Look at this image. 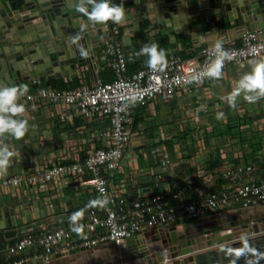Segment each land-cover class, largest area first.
I'll return each mask as SVG.
<instances>
[{
  "label": "built area",
  "instance_id": "2783aa9c",
  "mask_svg": "<svg viewBox=\"0 0 264 264\" xmlns=\"http://www.w3.org/2000/svg\"><path fill=\"white\" fill-rule=\"evenodd\" d=\"M104 28L102 46L112 80L98 78L90 85L83 81L77 88L63 90L41 86L22 95L35 103L58 105L59 122H73L77 118L106 122L99 130H93L99 143L87 149L83 160L31 165L0 179L2 194L27 187L31 194L45 193L48 199L53 186L58 187V195L62 197L65 187L76 184L93 191L95 200L73 212L64 227L49 228L46 223L40 225V230H22L19 239L1 249L5 257L0 264H38L76 255L83 260L91 255L98 263L108 259L107 264H126L144 254L126 257L125 247L132 242L139 248L142 240L148 245L165 243V233H170L172 227L185 225L176 223L178 220L195 218L210 222L211 217L217 219L222 213L237 211L232 206L238 202L243 211L264 208V178L259 181L251 174L257 163L264 168L260 157L237 166L223 164L203 169L195 165L182 179H177L173 167L184 162L186 148L180 145L173 148L177 161L172 163L166 144L162 141L146 147L144 132L134 125L137 108L146 107L160 97L171 98L183 91L191 93L195 87L202 86L209 77L207 69L216 60V44L200 46L190 58L175 56L130 72L119 25L106 24ZM223 48L231 59L225 60L221 69L233 65L241 70L249 62L264 60V25L241 30L223 41ZM186 105L189 107L182 109L193 120L188 122H199L208 109L205 102L195 107ZM257 110H253L255 114H259ZM217 175L230 180L233 186L195 197L198 190L195 182L210 183ZM142 177L151 182L147 187L141 184L140 190L138 179ZM29 251L30 255H23ZM155 252H160L163 260L171 253L167 248H157Z\"/></svg>",
  "mask_w": 264,
  "mask_h": 264
},
{
  "label": "crops",
  "instance_id": "0c3cea01",
  "mask_svg": "<svg viewBox=\"0 0 264 264\" xmlns=\"http://www.w3.org/2000/svg\"><path fill=\"white\" fill-rule=\"evenodd\" d=\"M262 13L264 15V12ZM200 20L199 18L190 20L191 23L200 26V30L196 35L193 34L195 32L190 30V27L187 28L188 31L184 30L175 35L163 33L161 29L154 33L153 30L150 31L145 28L140 29L139 34L134 33L127 37L125 30L121 28V24L125 23L123 19L117 25L120 27V38L127 53L126 59L129 71L133 72L138 68L148 67L157 61L164 62L175 56L185 59L190 58L198 51L200 46L226 41L245 29L242 26L243 22H240L241 26L237 27L230 22L226 14L224 16H207L206 23ZM133 21L136 20L133 19ZM221 23L223 24L221 25ZM108 24L113 23L109 22ZM249 24L251 27L263 26L264 17H254ZM99 29L84 31L86 44L83 42V49L80 47L81 61L71 59L68 61L69 65H66L67 67L52 66L53 71L45 75L44 82L37 79L33 80V78L26 79L19 75L13 79V85L7 83V86H17L26 89L27 92H34L41 86L63 90L77 88L83 81L90 85L98 78L103 81L112 80L113 74L107 63L108 58L103 51L102 35L99 34ZM149 48L152 50L151 56L147 52ZM71 52H75L72 46ZM67 68L69 69L67 70ZM251 70L252 62L245 64L241 70L230 65L220 70V78L208 77L202 86L195 87L191 93L183 91L171 98L160 97L151 101L148 106L136 109L134 125L135 128L144 132L146 147L163 141L168 148V155L172 163L177 161L173 148L176 145L186 148L188 153L184 162L173 167L177 179H182L183 174L185 175L187 170L190 172L195 165H199L203 169H212L223 164L231 166L245 165L250 161H255L257 157L264 160V103L262 98L256 103H248L242 93L237 97L234 106L229 99L236 82L243 74ZM67 72H70V74L64 75ZM201 102L207 104V112L200 116L199 122H188L193 120L186 117L187 112H184L182 108L187 106L188 103L195 107ZM18 103L22 104L25 110L16 119L27 121V131L20 139L8 134L0 136V148L7 147L13 153L7 171L0 172V179L23 171L31 165L49 166L53 162L66 163L74 159L83 160L87 149L93 143H99L93 136V130L97 131L107 124L96 119L87 122L79 118L73 122H59L57 120L60 112L58 105L48 102L35 103L24 96L19 97ZM253 110H257L259 114H255ZM188 115H191L189 111ZM189 125L192 128H188ZM155 160L153 159V161ZM251 174L260 181L264 178V168L260 163H257ZM217 176L210 183L197 180L195 186L198 190L195 197H202L204 193L233 186L230 180ZM138 181L140 190L142 189L141 184L147 187L151 182L150 179L145 177L138 179ZM57 188V186H53V189L48 192L51 195L48 199H45V193L31 194L30 189L27 187L19 189L16 193L2 194L0 192V224L2 225L0 226V260L5 257V252L1 249L6 244L19 239L23 234H21L22 230L25 232L35 231L36 228L40 230L41 224L38 223L42 220L45 221L44 224L49 225V228L52 226L64 227L69 223V216L73 212L87 203H93L95 200L93 191L84 187L79 188L76 184L65 187L62 197L58 195ZM250 210L241 213H237L238 210L237 212L232 210L229 213L235 212V214L225 217L224 222L229 223L248 220V228L246 229L239 228L237 231H233V228L229 229L230 241L264 233L259 229L260 224H264V208L258 207ZM259 217H262L263 220L259 223L258 232H251V227L255 225L252 223L253 219ZM222 219L223 217L219 216L214 221H220L219 224L222 226L224 225ZM14 220L17 224L13 223ZM207 223L209 222L204 220L200 221L196 227H193V224L190 227L186 225L182 228L172 227V231L164 235L166 239L168 237L166 242H175L164 248L170 249L173 247L174 250H178V246L180 247L183 244V247L197 244L198 231H202L204 227H207L205 225ZM212 227L209 226L205 231L211 230ZM190 229L195 233L190 232ZM164 232H168V230ZM244 232L247 234L245 233V235ZM173 233L175 235H172ZM207 236L206 238H208ZM195 240L196 243L193 244ZM191 241L192 243H190ZM178 242L182 244L177 245ZM215 246H217V243L212 246H205L201 252ZM131 251L133 249L126 247L127 256ZM30 254V251L23 253V255ZM170 254L165 257L161 264L176 260V258H170ZM148 255L157 256V252ZM73 257L76 259H56L51 264H100L109 261L105 259L98 263V260L91 257V255L84 260L77 255ZM142 259H145V257L142 256ZM140 263L139 259H136L132 264ZM154 263H156L155 259L149 262V264Z\"/></svg>",
  "mask_w": 264,
  "mask_h": 264
},
{
  "label": "water",
  "instance_id": "95a60500",
  "mask_svg": "<svg viewBox=\"0 0 264 264\" xmlns=\"http://www.w3.org/2000/svg\"><path fill=\"white\" fill-rule=\"evenodd\" d=\"M111 2L124 9L125 23L121 24V28L125 30L127 37L130 34H139V30L145 28L153 30L154 33L161 29L163 33L175 35L184 30L188 31L187 28L190 27L196 35L200 26L191 23L190 20L199 18L206 23L207 16L225 14L237 27L243 22L242 26L250 30L258 27H251L250 20L257 16L264 17L262 13L264 0H111ZM91 8L89 0H0V87L7 86V83L13 85V79L19 75L44 82L45 75L53 71L52 66L59 68L68 66L71 59L81 61L80 49H83V42L86 44L84 31L100 28L99 34L102 35L104 26L111 22L100 23L90 19ZM71 46L75 52H71ZM68 74L70 72L64 73ZM241 205V202H238L232 209L246 212L241 209ZM222 214L224 222L229 213ZM211 218V221L205 224L207 227L198 231L199 234H203L206 228L213 226L208 230L211 239L205 244L204 236H199L195 245L183 247V244L178 250L170 248V257L176 260L165 264H256L251 260V253L255 251L252 244L257 241L256 244L263 245L264 235L242 239L232 244H222L230 241L229 234L224 232L225 225L221 226L220 221ZM263 219L262 217L253 219L252 223L255 225L250 231L258 232L259 223ZM200 221L186 218L176 223H185L188 227L193 224V227H196ZM44 222L42 220L38 224ZM13 223L17 224L16 220ZM241 224L247 227L248 220L245 219ZM259 229L264 231V224H260ZM190 232L193 230L190 229ZM216 243L217 246L214 248L201 252L205 246ZM163 246L166 245L161 242L156 245V249L164 248ZM89 252L91 250L85 254ZM133 255L137 256L138 253ZM157 257L156 261L161 264L163 257L160 252H157ZM64 258L73 257L64 256L38 264H51L56 259Z\"/></svg>",
  "mask_w": 264,
  "mask_h": 264
},
{
  "label": "clouds",
  "instance_id": "9594fccd",
  "mask_svg": "<svg viewBox=\"0 0 264 264\" xmlns=\"http://www.w3.org/2000/svg\"><path fill=\"white\" fill-rule=\"evenodd\" d=\"M92 4L89 18L100 23L111 21L113 24L120 23L124 18V9L120 5L113 4L111 0H89ZM83 11L84 9H79ZM151 56L152 50L147 49ZM162 55V54H161ZM216 60L207 69L206 75L213 78H220L221 68L225 60L231 57L223 48V42H218L215 46ZM26 89L17 86L0 87V136L8 134L16 139L22 138L27 131V121L16 119L24 112V106L18 103L20 96ZM244 94V99L248 103H256L264 98V61H252V70L243 74L236 82L235 88L229 99L234 106L237 97ZM13 155L7 147L0 148V172H6L10 164V157Z\"/></svg>",
  "mask_w": 264,
  "mask_h": 264
},
{
  "label": "bare ground",
  "instance_id": "6f19581e",
  "mask_svg": "<svg viewBox=\"0 0 264 264\" xmlns=\"http://www.w3.org/2000/svg\"><path fill=\"white\" fill-rule=\"evenodd\" d=\"M244 210H246V209H244ZM247 211V210H246ZM237 212V211H236ZM237 213H241V212H237ZM233 214H235V212H231V213H229L228 214V216L229 215H233ZM235 220V219H234ZM262 221V220H261ZM260 221V222H261ZM207 222V221H206ZM243 222V221H242ZM242 222H234V223H229V222H224L225 224V229H224V232L225 233H228L229 234V239H231V235H230V228H233L232 230L233 231H237V230H239V228H243V229H246V228H248V227H244V225H242L241 223ZM224 225H222V226H224ZM246 232H244V234H245ZM247 234V233H246ZM245 234V235H246ZM165 235H166V233H165ZM164 235V237H166ZM208 235V236H207ZM238 235H239V233H238ZM262 235H264V233L263 234H260V235H252V236H248V237H246V238H252V237H260V236H262ZM199 236H204V239L206 240H204L203 242L204 243H207L210 239H211V235H209L208 234V231H204L203 232V234H199L198 235V237ZM206 236L208 237V238H206ZM214 237H216V235H213ZM190 237H191V234H190ZM190 237H188V238H190ZM239 237V236H238ZM246 238H237V239H235V241L233 240H231V241H228V242H224V243H222V244H232V243H235V242H238V241H240L241 239H246ZM167 239H168V237H167ZM207 239H209L208 241H207ZM143 241L144 240H142L141 241V243H140V247L139 248H135V244H133L132 242L128 245V248H130V249H133V251H131L130 252V254L129 255H133V254H135V253H139V252H141V250H144V249H147V251H148V254L149 253H155V249H156V245L157 244H159V243H156V244H153V245H148V244H144L143 243ZM175 241H167V242H165V245L167 246H169L170 244H172V243H174ZM190 243H192V241L190 242ZM196 243V240L193 242V244H195ZM176 244V243H175ZM166 246H164V247H166ZM137 249V250H136ZM125 250H126V247H125ZM128 257V256H127ZM143 257H145V259H142V258H140L139 259V261L141 262L140 264H148L149 262H151V261H153L154 259H157L158 257L157 256H150V255H147V256H143ZM64 260V259H63ZM83 262V261H82ZM110 261H106L105 263L107 264V263H109ZM134 261H130V262H128V264H132ZM104 262H102V264H103ZM127 264V263H126Z\"/></svg>",
  "mask_w": 264,
  "mask_h": 264
},
{
  "label": "rangeland",
  "instance_id": "374dc122",
  "mask_svg": "<svg viewBox=\"0 0 264 264\" xmlns=\"http://www.w3.org/2000/svg\"><path fill=\"white\" fill-rule=\"evenodd\" d=\"M166 130H169V129H166ZM256 242L257 241H255L254 244H252L253 245L252 248L255 249V251H253V254L251 253V256H252L251 260H252V262H254L256 264H264V244L263 245H261L260 243L256 244ZM181 244H182L181 242L177 243V245H181ZM257 248L259 249L258 251H257ZM248 249H250V247H248ZM139 253H143L144 256L148 255L147 249L141 250V252H139ZM140 257H141V255H140Z\"/></svg>",
  "mask_w": 264,
  "mask_h": 264
}]
</instances>
